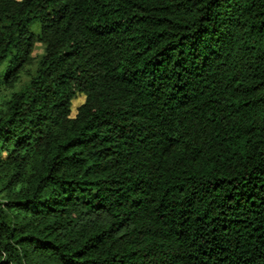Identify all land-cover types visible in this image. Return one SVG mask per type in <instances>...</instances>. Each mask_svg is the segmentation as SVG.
<instances>
[{"label":"trees","instance_id":"obj_1","mask_svg":"<svg viewBox=\"0 0 264 264\" xmlns=\"http://www.w3.org/2000/svg\"><path fill=\"white\" fill-rule=\"evenodd\" d=\"M0 264H264V0H0Z\"/></svg>","mask_w":264,"mask_h":264},{"label":"rangeland","instance_id":"obj_2","mask_svg":"<svg viewBox=\"0 0 264 264\" xmlns=\"http://www.w3.org/2000/svg\"><path fill=\"white\" fill-rule=\"evenodd\" d=\"M31 28L33 30H37V26L36 24L32 25ZM43 51V45L39 42H35L33 44V47H32V56H36L37 54L41 53ZM22 80H25L27 74H26V70L22 72ZM83 100V96H78L77 98H75L73 100V104H72V111L74 112L75 111V107Z\"/></svg>","mask_w":264,"mask_h":264}]
</instances>
